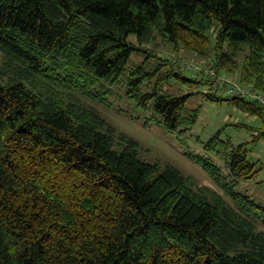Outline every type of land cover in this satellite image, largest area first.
<instances>
[{"label":"trees","instance_id":"16d2710c","mask_svg":"<svg viewBox=\"0 0 264 264\" xmlns=\"http://www.w3.org/2000/svg\"><path fill=\"white\" fill-rule=\"evenodd\" d=\"M157 35L264 93V0H0V264H264V205L237 189L263 170L250 143L217 131L204 149L223 167L188 153L222 193L197 188L80 102L110 108L123 85L146 125L189 133L199 96L259 118L264 137L259 102L204 93L209 81L141 47ZM172 79L199 90L170 93Z\"/></svg>","mask_w":264,"mask_h":264},{"label":"rangeland","instance_id":"374dc122","mask_svg":"<svg viewBox=\"0 0 264 264\" xmlns=\"http://www.w3.org/2000/svg\"><path fill=\"white\" fill-rule=\"evenodd\" d=\"M211 36H214V32H211ZM130 41L137 43L134 37H131ZM141 47L158 54L159 57L170 59L180 65L185 73L197 75L198 78L202 77L206 81L209 80L204 72L209 69L214 72L218 79H231L232 81H238L243 86L253 87L252 84L242 83L239 72L230 74L225 71H216L211 58L201 57L183 47L175 50L170 43L164 41L159 35L156 36L151 44ZM246 53L239 56L240 62L243 61ZM3 56L2 52H0V69L4 63ZM142 62V56L133 55L131 65L141 64ZM2 77L0 82L4 84L7 82L8 76ZM163 88L176 95L199 90L183 86L173 79L169 80ZM107 98L110 108L81 95L79 99L84 106L97 110L107 120L113 127L116 137L120 134H125L139 142L141 159L149 163L158 162L162 166H174L183 175L190 178L192 184L197 188L209 187L222 193L203 168L187 157L188 153L208 157L218 166L223 167L222 157H218L204 149V143L217 131L223 129L222 137L230 139L234 145L250 143L249 158L252 162L258 163L257 167H262L263 170L255 180L241 182L237 189L247 193L257 202L264 205V137L254 141L255 131L263 128V123L259 118L242 112L228 103L205 102L201 97L195 96L188 102V108L195 109L199 105H202V107L199 119L192 131L189 133L169 132L163 127L154 124H145V119L150 116V113H144L136 107L135 102L130 101L126 97L123 85L114 87L113 92ZM237 124H241L244 127H237ZM258 226L260 231H264V227L261 224H258Z\"/></svg>","mask_w":264,"mask_h":264},{"label":"built area","instance_id":"2783aa9c","mask_svg":"<svg viewBox=\"0 0 264 264\" xmlns=\"http://www.w3.org/2000/svg\"><path fill=\"white\" fill-rule=\"evenodd\" d=\"M204 73L206 78L210 81L208 86H204V93L214 92L217 96H239L240 98L259 102L264 109L263 92L256 90L253 87L243 86L238 81H232L231 79H218L214 72L209 69ZM211 89H213V91Z\"/></svg>","mask_w":264,"mask_h":264}]
</instances>
